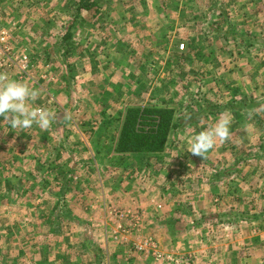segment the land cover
I'll return each instance as SVG.
<instances>
[{"label":"rangeland","instance_id":"374dc122","mask_svg":"<svg viewBox=\"0 0 264 264\" xmlns=\"http://www.w3.org/2000/svg\"><path fill=\"white\" fill-rule=\"evenodd\" d=\"M1 37L6 75L57 120L17 135L0 116V264H109L116 245L127 264H264V0H0ZM204 99L232 107L203 116ZM152 105L180 117L166 147L116 154L127 110ZM221 113L231 139L192 155ZM146 177L169 187L155 192L166 205L118 202ZM155 244L175 254L150 258Z\"/></svg>","mask_w":264,"mask_h":264},{"label":"clouds","instance_id":"9594fccd","mask_svg":"<svg viewBox=\"0 0 264 264\" xmlns=\"http://www.w3.org/2000/svg\"><path fill=\"white\" fill-rule=\"evenodd\" d=\"M38 96L39 92L27 83L0 73V116L3 117V125L5 121L7 122V131H15L19 135L21 132L29 133L33 126L42 131H47L51 127L53 121L57 120V113L36 106ZM67 116L65 112L64 117ZM182 118L187 121L191 116L186 115ZM231 125L232 116L221 113L213 125L192 137L186 149L192 155L206 160L208 153L217 146L218 142L222 144L231 139Z\"/></svg>","mask_w":264,"mask_h":264},{"label":"trees","instance_id":"16d2710c","mask_svg":"<svg viewBox=\"0 0 264 264\" xmlns=\"http://www.w3.org/2000/svg\"><path fill=\"white\" fill-rule=\"evenodd\" d=\"M204 102L205 104H199L200 107L204 106L203 116H208L209 111L211 114H219L232 107L208 100ZM193 114L195 113L191 112V115ZM179 118L176 116L175 108L169 106L152 105L129 108L119 130L115 151L122 154L143 155L148 159L156 156L166 147L171 131L178 126ZM196 121L197 119H194L191 123Z\"/></svg>","mask_w":264,"mask_h":264},{"label":"crops","instance_id":"0c3cea01","mask_svg":"<svg viewBox=\"0 0 264 264\" xmlns=\"http://www.w3.org/2000/svg\"><path fill=\"white\" fill-rule=\"evenodd\" d=\"M81 146H84V142H81ZM116 154H119V153H117V152H115ZM120 154H122V153H120ZM125 156L124 157H126V158H132L133 156H134V154H129V153H127V154H124ZM163 156V155H162ZM153 157H155V156H153ZM161 156H159V158H160ZM155 159V158H154ZM95 164V161L94 160H92V166L93 167H95L96 166V164ZM96 170H98V172H97V174L96 175H98L99 177H100V181H97L98 183H96V184H98L97 186H98V190H101V189H105L104 187H105V183H106V181H104V180H102L103 179V177L105 176V175H103V177L101 176V170H99V167L96 169ZM94 172V171H93ZM165 172V171H164ZM150 173V172H149ZM161 173V172H160ZM167 173V172H166ZM205 175L204 176H207V174L205 173V172H203ZM95 174H93V176H94ZM161 175H162V173H161ZM163 176V175H162ZM131 177H136V178H138L137 176H133V175H131ZM130 177V178H131ZM133 179H135V178H132L131 180H133ZM138 184H139V186H138V188H141V189H138V191L136 190V189H126V190H124V191H126V193L124 194V195H122V196H120V199L118 200V202H120V203H123V204H138L140 201H143V204H155V203H158V204H161L162 203V205H164L165 203L159 198V197H156L155 196V192H158V193H165V191L167 190L168 191V195H170V193H171V190L169 189V187H167V188H165V186H163V185H160V184H156V183H153L152 181H151V178L150 177H146V178H141V185H140V181L138 182ZM113 186V185H112ZM141 186V187H140ZM111 187V186H110ZM109 187V188H110ZM112 188V187H111ZM143 188H145V190L143 191V192H141L142 191V189ZM96 191H97V189H95ZM109 190V189H108ZM108 190L107 191H105V192H108ZM112 190H115V189H113L112 188ZM156 190V191H155ZM110 191V190H109ZM136 191L137 192H141V194L142 193H144V196H141L142 197V199H144V200H138L137 199V197H136V195H138V194H135L136 193ZM117 193H118V196L121 194V192H120V190H118L117 189ZM96 197V196H95ZM122 197V198H121ZM130 197V198H129ZM136 197V198H135ZM170 197H172L171 195H170ZM107 198H110V195H109V197H106V200H107ZM135 198V199H134ZM132 199H134V200H136L135 202H133V200ZM100 200H101V198L98 196V198L97 199H95V200H92L93 201V204H100ZM117 200V199H116ZM125 201V202H124ZM166 202H168L167 200H165ZM161 202V203H160ZM166 205V204H165ZM148 219H149V215H148V212H146L145 211V218H144V222L146 221V227L148 228V225H149V222H148ZM161 221V223H162V219L160 218L159 219V222ZM189 230L190 231H193V233H198V231H200V228H202V230H205V228L203 227V226H205V223H200V221L198 220V219H190V222H189ZM145 226V225H144ZM144 228V227H143ZM147 228H145L144 230H143V232H142V234H141V237H140V239H139V236H138V239L141 241L140 242V244L138 245V246H142L144 243L146 244V245H151V241H153L151 238L149 239L148 237H147ZM181 230V229H180ZM178 232H183V231H179L178 230ZM178 232H176L175 234H176V236L177 237H179V235H178ZM176 236L175 237H173V238H171V240L172 239H174V238H176ZM98 238H99V240L103 243L104 242V245H111L110 244V238H109V234H108V232L105 230L104 232L102 231V232H98ZM137 242H139V241H137ZM184 244H186V241L184 240ZM106 245V249H107V247H109V245L107 246ZM144 247V246H143ZM185 248H186V246H185ZM110 250H107L106 251V253H107V259H108V261H109V264H114V261L115 260H118V259H123L122 261H123V264H127L126 263V258H125V255H123L124 254V250H120L121 249V247L120 246H118V245H116V247L115 248H113V249H111V248H109ZM125 249V248H124ZM152 249V248H151ZM152 251V252H151ZM150 252H146L147 253V255L148 256H151L150 258H152V254H153V251H155L154 252V255H159V259L161 260L162 259V255H167V256H169V255H171V256H173L174 254H175V252L174 253H172L171 251H169V252H166V251H163V250H161L160 248H159V246L157 245V244H155V247H154V249L153 250H151ZM194 253V252H193ZM143 254H145V253H143ZM195 254V253H194ZM193 254V255H194ZM123 255V256H122ZM146 255V256H147ZM187 254H185V253H182V258H181V260H193L192 259V257H194L191 253L189 254L190 256V258L189 257H187L186 256ZM120 256H122L121 258H119ZM175 257V256H174ZM176 258H178L177 256H176ZM178 260V259H177ZM145 261H147V262H149L148 260H145ZM122 263V262H121Z\"/></svg>","mask_w":264,"mask_h":264},{"label":"built area","instance_id":"2783aa9c","mask_svg":"<svg viewBox=\"0 0 264 264\" xmlns=\"http://www.w3.org/2000/svg\"><path fill=\"white\" fill-rule=\"evenodd\" d=\"M6 39L7 37H1L0 38V52L3 51L5 53V57L0 56V73L6 74L7 71L11 66L16 65L15 63V57L13 56V59L8 55L9 49L6 48ZM184 45L181 46L183 48Z\"/></svg>","mask_w":264,"mask_h":264}]
</instances>
